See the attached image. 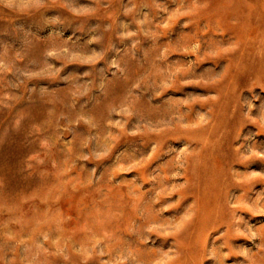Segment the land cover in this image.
<instances>
[{"label":"rangeland","instance_id":"1","mask_svg":"<svg viewBox=\"0 0 264 264\" xmlns=\"http://www.w3.org/2000/svg\"><path fill=\"white\" fill-rule=\"evenodd\" d=\"M0 264H264V0H0Z\"/></svg>","mask_w":264,"mask_h":264}]
</instances>
